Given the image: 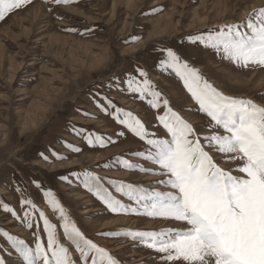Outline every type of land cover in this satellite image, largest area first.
<instances>
[{"label":"rangeland","instance_id":"obj_1","mask_svg":"<svg viewBox=\"0 0 264 264\" xmlns=\"http://www.w3.org/2000/svg\"><path fill=\"white\" fill-rule=\"evenodd\" d=\"M254 7H264V0H74L61 5L32 0L24 9L0 21V198L22 216L21 192L17 189H23V195L33 199L38 209L58 224L59 234L63 231L59 217L43 198V190L51 189L82 231L122 264H160L158 254L138 241L99 233L122 228L176 227L177 222L113 214L72 175L84 169L96 172L104 178L105 186L126 203L127 197L115 192L109 180L167 190L152 183L160 177L116 163L115 158L121 154L133 162H142L131 153L145 145L114 117L97 108L94 97L99 93L101 99L111 98L117 107L137 116L149 131L164 135L156 119L163 108H152L148 98L141 100L123 83L129 73L137 75V67H143L173 110L204 133L206 115L196 110L183 82L158 66L160 49L170 46L191 53L185 58L224 93L264 103V67H250V71L248 67L233 68L223 58L219 64L213 54L195 48L194 54L190 48L194 44L186 40L198 30L239 22ZM66 28L79 31H65ZM134 36L140 39L133 41ZM81 128L105 139L110 137L112 142L105 147L89 146L83 134L74 131ZM121 131H125L124 136H118ZM65 142L82 151H73ZM54 153L66 158L58 159ZM212 154L221 161L222 154ZM221 166L235 167L230 163ZM65 176L67 180L62 179ZM33 181L43 188L38 189ZM119 218L125 220L116 222ZM149 222L153 223L148 225ZM42 226L41 220L40 234L46 239ZM0 227L26 242L33 239L34 229L27 228L23 219H16L2 207ZM62 242L69 243L66 238ZM0 246L8 247L6 238L0 239ZM8 250L12 251L10 247ZM10 259L15 261L18 257L13 254Z\"/></svg>","mask_w":264,"mask_h":264},{"label":"snow or ice","instance_id":"obj_2","mask_svg":"<svg viewBox=\"0 0 264 264\" xmlns=\"http://www.w3.org/2000/svg\"><path fill=\"white\" fill-rule=\"evenodd\" d=\"M50 2L61 5L74 0ZM31 3L32 0H0V21ZM186 40L212 49L237 67H264V7L254 8L239 22L198 30ZM160 53L158 66L183 82L196 110L208 118L204 133H199L192 123L173 110L143 67H137V75L129 73L123 83L127 91L138 94L141 100L148 98L152 108H163L156 119L164 135L149 131L137 116L117 107L107 96L101 99L97 93L94 103L145 145L131 153L142 162H133L121 154L115 158L116 163L125 169L160 177L152 183L167 190L109 180L115 192L127 197L126 203L105 186L104 178L96 172L84 169L72 175L113 214L171 220L177 226L152 230L122 228L99 234L138 241L158 254L160 264H264V103L218 89L185 58L191 53L170 46L161 48ZM74 131L83 134L89 146L105 147L112 142L110 137L105 139L83 128ZM124 135L125 131L118 133V136ZM65 143L77 153L82 151ZM213 152L222 154L220 162L214 159ZM55 155L58 159L66 158ZM221 163L235 167L226 169ZM33 183L38 189L43 188L39 182ZM17 191L21 192L22 216L2 198L0 207L16 219H23L27 228L34 229L33 239L26 242L0 227V239L6 238L8 245L0 246V264H122L106 247L82 231L53 190L44 189L43 198L59 217V227L63 230L59 234L58 224L38 209L33 199L23 195V189ZM41 220L46 239L40 234ZM63 238L69 243L62 242ZM13 254L18 257L15 261L10 259Z\"/></svg>","mask_w":264,"mask_h":264},{"label":"flooded vegetation","instance_id":"obj_3","mask_svg":"<svg viewBox=\"0 0 264 264\" xmlns=\"http://www.w3.org/2000/svg\"><path fill=\"white\" fill-rule=\"evenodd\" d=\"M196 49L202 50V52H204V53H208L209 55L213 54V55L215 56V61H216L217 63H219V64H222V63H223V61H219L220 58L216 55V53H215L212 49H206V48H204L202 45H198V46L196 47ZM232 67H233V68H236V67H235V64L232 63ZM239 71H240L239 73H242V70H239ZM121 79H122V78H121Z\"/></svg>","mask_w":264,"mask_h":264},{"label":"bare ground","instance_id":"obj_4","mask_svg":"<svg viewBox=\"0 0 264 264\" xmlns=\"http://www.w3.org/2000/svg\"><path fill=\"white\" fill-rule=\"evenodd\" d=\"M255 8V7H254ZM193 53L195 54V52H194V49H193ZM33 65V64H32ZM162 190V189H161ZM125 219L124 218H119V219H117L116 220V222H121V221H124ZM166 221V220H165ZM151 223H153V222H149V223H147L148 225H151ZM174 223V222H173ZM175 224V223H174ZM167 226V225H166ZM171 226V225H170ZM173 226V225H172ZM168 227V226H167Z\"/></svg>","mask_w":264,"mask_h":264}]
</instances>
